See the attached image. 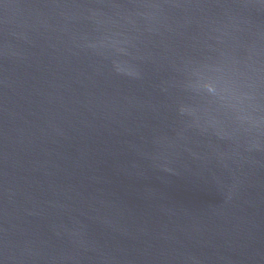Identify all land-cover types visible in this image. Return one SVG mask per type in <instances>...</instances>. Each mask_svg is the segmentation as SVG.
<instances>
[{"label": "water", "instance_id": "water-1", "mask_svg": "<svg viewBox=\"0 0 264 264\" xmlns=\"http://www.w3.org/2000/svg\"><path fill=\"white\" fill-rule=\"evenodd\" d=\"M0 264H264V0H0Z\"/></svg>", "mask_w": 264, "mask_h": 264}, {"label": "clouds", "instance_id": "clouds-1", "mask_svg": "<svg viewBox=\"0 0 264 264\" xmlns=\"http://www.w3.org/2000/svg\"><path fill=\"white\" fill-rule=\"evenodd\" d=\"M203 88H205L208 92H213V91H214V87H213V85L210 84V83H205V84L203 85Z\"/></svg>", "mask_w": 264, "mask_h": 264}]
</instances>
